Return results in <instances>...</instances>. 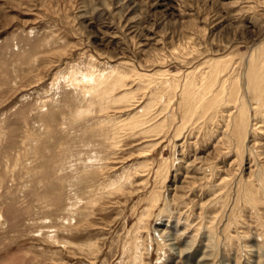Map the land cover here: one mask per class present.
I'll list each match as a JSON object with an SVG mask.
<instances>
[{
	"label": "rangeland",
	"instance_id": "rangeland-1",
	"mask_svg": "<svg viewBox=\"0 0 264 264\" xmlns=\"http://www.w3.org/2000/svg\"><path fill=\"white\" fill-rule=\"evenodd\" d=\"M263 61L264 0H0V264H264Z\"/></svg>",
	"mask_w": 264,
	"mask_h": 264
},
{
	"label": "bare ground",
	"instance_id": "bare-ground-1",
	"mask_svg": "<svg viewBox=\"0 0 264 264\" xmlns=\"http://www.w3.org/2000/svg\"><path fill=\"white\" fill-rule=\"evenodd\" d=\"M263 62H264V61H263ZM261 63H262V61H261ZM254 64H255V63H254ZM251 66H252V65H251ZM253 67H254V66H253ZM253 67H252V68H253ZM256 67H257V66H256ZM256 67L254 68V70L256 69ZM249 69H250V68H249ZM257 69H258V68H257ZM257 69H256V70H257ZM263 69H264V68H263ZM256 70H255V71H256ZM259 71H260V70H259ZM218 73H219V72H218ZM222 73H223V72H222ZM253 73H255V72H253ZM253 73L251 72L252 75H251V78H250V79H251L250 82L252 83V88L255 89V91L257 90V93H258V89H256L255 87H257V85H256V78H260V74L258 75V74H253ZM258 73H259V72H258ZM261 73L263 74V71H262V70H261ZM263 75H264V74H263ZM263 75H262V76H263ZM217 78H218V77H217ZM211 81H212V80H211ZM213 81L216 82L215 80H213ZM213 81H212V86L214 85V84H213V83H214ZM259 81H262V83H263L264 79H263V80H262V79H259ZM259 81H257V84L259 83ZM236 82H237V81H236ZM224 83H226V82H224ZM260 83H261V82H260ZM260 83H259L258 85H260ZM262 83H261L260 87L262 86ZM226 84H227V83H226ZM236 84H237V83H236ZM263 84H264V83H263ZM210 85H211V84H210ZM247 85H248V84H247ZM249 85H250V84H249ZM263 86H264V85H263ZM263 86H262V87H263ZM262 87H261V88H262ZM236 88H237V87H236ZM248 88H250V87H248ZM212 89H213V88H212ZM250 89H251V88H250ZM259 90H260V89H259ZM255 91H254V92H255ZM222 92H223V91H222ZM228 92L230 93V94H229L230 98H231V99L233 98V99H232V102L235 104L236 101H237L238 93H239V92H238V91L235 92V90L232 89V88H231ZM259 92H260V91H259ZM209 93H210V92H209ZM257 93H256V94H257ZM213 96H214V95H213ZM227 96H228V95H227ZM257 97H258V95H257ZM230 101H231V100H229V102H230ZM210 105H211V104L208 102V104H207L206 106H210ZM206 106H205V108H206ZM262 116H263V115H262ZM263 117H264V116H263ZM239 120H240V121H241V120H242V121L245 120V116H244V114H243L242 112H240V118H239ZM237 131H238V130H237ZM239 131H240V130H239Z\"/></svg>",
	"mask_w": 264,
	"mask_h": 264
}]
</instances>
